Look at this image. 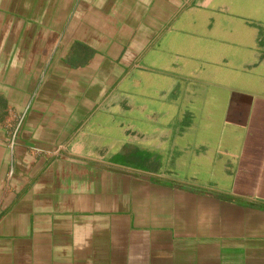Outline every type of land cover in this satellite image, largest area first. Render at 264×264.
Listing matches in <instances>:
<instances>
[{"label": "crops", "instance_id": "obj_1", "mask_svg": "<svg viewBox=\"0 0 264 264\" xmlns=\"http://www.w3.org/2000/svg\"><path fill=\"white\" fill-rule=\"evenodd\" d=\"M0 7V264H264V0Z\"/></svg>", "mask_w": 264, "mask_h": 264}, {"label": "rangeland", "instance_id": "obj_2", "mask_svg": "<svg viewBox=\"0 0 264 264\" xmlns=\"http://www.w3.org/2000/svg\"><path fill=\"white\" fill-rule=\"evenodd\" d=\"M259 24H260V29H261V38H262V40H264V13L260 18ZM108 160H110V162H112L113 164L126 165V163L128 162L125 154L113 156L111 159H108Z\"/></svg>", "mask_w": 264, "mask_h": 264}, {"label": "built area", "instance_id": "obj_3", "mask_svg": "<svg viewBox=\"0 0 264 264\" xmlns=\"http://www.w3.org/2000/svg\"><path fill=\"white\" fill-rule=\"evenodd\" d=\"M15 136H16V130L14 131V136H13V138H15Z\"/></svg>", "mask_w": 264, "mask_h": 264}]
</instances>
